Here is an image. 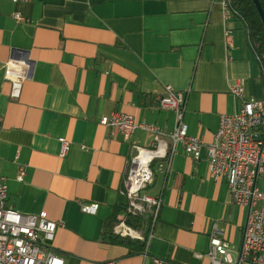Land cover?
Segmentation results:
<instances>
[{
    "label": "crops",
    "instance_id": "1",
    "mask_svg": "<svg viewBox=\"0 0 264 264\" xmlns=\"http://www.w3.org/2000/svg\"><path fill=\"white\" fill-rule=\"evenodd\" d=\"M12 59L31 64L17 98L3 76L2 64ZM261 76L241 22L223 17L220 0H0L7 206L60 225L50 246L64 264H209L198 256L208 251L213 225L238 248L247 209L233 204L224 179L209 178L204 151L194 160L180 145L168 168L164 160L152 164L145 193L160 196L161 207L138 240L141 252L103 241V223L123 202L118 191L133 147L148 148L151 136L137 130L125 141L99 119L133 116L161 128L168 142L174 115L156 101L167 85L186 97L187 135L210 144L219 116L241 108L230 89L241 81L245 98L259 99ZM59 139L70 143L63 159ZM93 204L95 214L81 212Z\"/></svg>",
    "mask_w": 264,
    "mask_h": 264
},
{
    "label": "built area",
    "instance_id": "2",
    "mask_svg": "<svg viewBox=\"0 0 264 264\" xmlns=\"http://www.w3.org/2000/svg\"><path fill=\"white\" fill-rule=\"evenodd\" d=\"M14 3H27L31 0H11ZM224 18L232 16L227 0H220ZM15 20L22 22L19 15ZM230 31L225 33V38ZM3 76L10 84V97L19 96L22 83L28 79L31 64L28 60H9L2 64ZM230 93L241 101L237 113L219 116L218 127L213 141L205 144L198 138L187 135L183 123L186 97L175 92L170 86H164V92L156 98L158 106L171 111L174 126L168 133V142L162 141L164 131L156 125L137 122L133 116L111 113L99 119V125L113 134H119L128 140L137 130L151 136L148 148L133 147L134 154L126 164L122 185L118 191L125 204L126 214L137 216L148 213L151 217L149 230L156 222L161 207L160 196L145 193L151 184L152 164L155 160H164L168 168L176 147L181 146L184 154L198 160L205 152L208 176L211 180L224 179L231 201L236 206L247 209L241 243L233 248L223 239V232L213 225L208 238V251L199 255L209 264H264V191L257 187V182L264 177V92L259 99L245 98L243 85L238 82ZM58 157L63 159L70 143L59 139ZM24 178L23 169H19L18 182ZM7 187L0 176V264H64L50 244L58 223L49 221L45 214L37 216L22 215L6 204ZM81 212L95 214L98 205H81ZM113 233L121 238L141 240L138 232L120 220L113 228ZM146 241V240H144ZM154 264H166L154 259Z\"/></svg>",
    "mask_w": 264,
    "mask_h": 264
},
{
    "label": "trees",
    "instance_id": "3",
    "mask_svg": "<svg viewBox=\"0 0 264 264\" xmlns=\"http://www.w3.org/2000/svg\"><path fill=\"white\" fill-rule=\"evenodd\" d=\"M232 16L236 17L242 24L249 46L261 68V83L264 90V25L258 16L251 0H227ZM264 10V0H258ZM124 219L125 223L140 233L142 239L146 238L150 227L151 217L148 213L129 216L126 214L125 204H118L111 215L102 225L103 241L110 245H121L127 248L128 254L140 253L144 247L143 241L121 238L113 233L115 225Z\"/></svg>",
    "mask_w": 264,
    "mask_h": 264
},
{
    "label": "water",
    "instance_id": "4",
    "mask_svg": "<svg viewBox=\"0 0 264 264\" xmlns=\"http://www.w3.org/2000/svg\"><path fill=\"white\" fill-rule=\"evenodd\" d=\"M251 1H252V3L255 6V9H256V11L258 13V16H259V18H260V20L262 22V25H264V10H262L258 0H251Z\"/></svg>",
    "mask_w": 264,
    "mask_h": 264
},
{
    "label": "rangeland",
    "instance_id": "5",
    "mask_svg": "<svg viewBox=\"0 0 264 264\" xmlns=\"http://www.w3.org/2000/svg\"><path fill=\"white\" fill-rule=\"evenodd\" d=\"M258 186L259 187H264V177H261L260 180H259V183H258ZM140 234V233H139ZM141 237V235H139ZM142 238V237H141Z\"/></svg>",
    "mask_w": 264,
    "mask_h": 264
}]
</instances>
